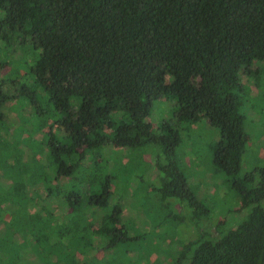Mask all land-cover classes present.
<instances>
[{
	"label": "trees",
	"instance_id": "1",
	"mask_svg": "<svg viewBox=\"0 0 264 264\" xmlns=\"http://www.w3.org/2000/svg\"><path fill=\"white\" fill-rule=\"evenodd\" d=\"M0 40L39 52L12 86L35 126L5 111V231L35 220L50 264H87L99 249L100 264H264V163L241 174L240 80L264 63V0H0ZM158 98L175 101L177 120L205 117L219 131L210 161L240 202L236 221L212 216L187 186L178 130L148 120ZM117 150L127 165L109 157ZM135 188L152 195L140 216L150 211L154 230L171 219L192 234L163 244V233L132 228Z\"/></svg>",
	"mask_w": 264,
	"mask_h": 264
},
{
	"label": "rangeland",
	"instance_id": "2",
	"mask_svg": "<svg viewBox=\"0 0 264 264\" xmlns=\"http://www.w3.org/2000/svg\"><path fill=\"white\" fill-rule=\"evenodd\" d=\"M21 38L22 36H20ZM38 54L39 52L33 49L30 41L23 45L13 42L8 47L0 40V264H50L52 262V255L47 254L46 250L42 252L40 249L39 237L41 233L35 220L28 221L29 225L31 224L30 231L23 229V225L20 223L11 224L13 229L5 231V147L9 146L5 133V111L6 115L9 114L8 111H11L17 112L21 118L23 117L22 121L27 131L35 126V111H31L28 98L19 95L17 91L13 94L12 86L23 73L27 74L26 77L30 76L27 65L33 59L36 60ZM241 72L242 111L245 116L244 128L247 133V145L241 159V174H244L251 171L256 165L264 163V63L259 60L252 61ZM34 89L35 92L39 91L37 88ZM40 92L39 94L42 96L43 94ZM5 95L12 98L5 102ZM175 106V101L172 99L158 98L154 101L148 120L154 130L159 131L164 122H169L173 128L178 130L180 145L176 151V163L187 177V186L210 207L212 216L219 219L227 217L231 223L236 221L234 210L239 207L240 202L225 177L213 171L210 161L209 148L218 141L219 131L212 127L205 117H201L195 123L177 120ZM147 148L146 151L156 155V146L151 145ZM146 153L145 156L149 158V152ZM145 156H143L144 159ZM109 157L112 161L114 158L115 163L119 165L128 164L125 162L127 158L122 150L111 151ZM122 191L120 184L115 186L114 196L121 194ZM131 191L129 197L132 199L135 198V195H141L136 198V203L128 200V208L134 211L138 210L137 216L134 212L133 217L129 211H126V220L130 219L132 228L139 227L141 230H150L156 235V232L163 233L165 235L163 244L168 243L171 237L177 238L179 235L186 237L192 234V225L189 221H181L176 224L171 219H166L154 230L152 226L156 224V218L151 217L152 214L148 213L150 211L147 212L149 217L140 216L141 204H143V209L152 210L151 208L154 207L153 199H149L150 196L152 197L151 193L137 188ZM179 209V211L185 212L182 208L179 207ZM103 252V249H99L94 257L88 254L87 264L102 263L100 261H104L105 257ZM71 257L66 261H69V264H76V260ZM111 259L115 262L114 258ZM151 260L157 262L159 259L156 254H153Z\"/></svg>",
	"mask_w": 264,
	"mask_h": 264
}]
</instances>
